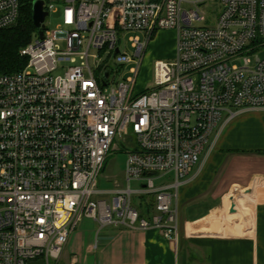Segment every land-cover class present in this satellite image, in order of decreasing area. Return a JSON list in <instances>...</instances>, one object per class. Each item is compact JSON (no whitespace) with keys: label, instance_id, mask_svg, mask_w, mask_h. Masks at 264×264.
Masks as SVG:
<instances>
[{"label":"built area","instance_id":"obj_1","mask_svg":"<svg viewBox=\"0 0 264 264\" xmlns=\"http://www.w3.org/2000/svg\"><path fill=\"white\" fill-rule=\"evenodd\" d=\"M206 1H44L72 30L62 48L45 20L44 39L37 32L20 50L27 66L0 74V264H58L84 219L177 241L180 188L230 121L264 111V59H251L264 50V0H214L211 19ZM19 14V0H0V30ZM158 30L176 32V56L156 61L154 86L137 93ZM127 33L145 36L130 39L132 54L121 48ZM60 64L67 70L54 76ZM129 64L131 76L115 84ZM118 143L127 187L117 184L108 202L98 178ZM134 197L153 200V212L142 216Z\"/></svg>","mask_w":264,"mask_h":264},{"label":"crops","instance_id":"obj_2","mask_svg":"<svg viewBox=\"0 0 264 264\" xmlns=\"http://www.w3.org/2000/svg\"><path fill=\"white\" fill-rule=\"evenodd\" d=\"M165 32L174 58L176 32ZM193 173L178 194L177 241L84 219L58 264H264V111L230 121Z\"/></svg>","mask_w":264,"mask_h":264},{"label":"rangeland","instance_id":"obj_3","mask_svg":"<svg viewBox=\"0 0 264 264\" xmlns=\"http://www.w3.org/2000/svg\"><path fill=\"white\" fill-rule=\"evenodd\" d=\"M47 1V0H46ZM214 0H207L206 7H202V11L208 14V18L216 15V7L213 5ZM184 8L190 9L191 6L184 4ZM211 19V18H210ZM208 20L207 23H200L203 25L211 26L213 24V20ZM46 26L48 28V33L50 36L57 42L61 44L62 48H65V38L67 33L72 30V28H67L63 25L62 18V8L59 7L58 12L49 15L46 18ZM166 30H158L150 40L148 47L146 49L139 74L136 80L135 92L139 93L146 89H150L154 86V64L158 60H166L170 61L173 58L175 51V35H168L165 32ZM139 36L143 41L145 40V36L142 33H127L123 36L121 42L122 50H127L132 54L133 49L130 45V39ZM94 53V52H93ZM172 55V56H169ZM257 58L264 59V50L259 51L254 56L251 57L253 63ZM105 58L101 60V63L105 62ZM96 59H91L90 64L94 68L96 64ZM134 64L129 65H119L118 72L114 71L113 78L115 80V84H119L122 82H126V80L131 76V68L134 67ZM67 64H60L58 69L54 72V76L64 75L67 70ZM119 150L112 149L110 151V155L107 159V163L102 170L99 178H98V188L102 191H108L107 195H104L100 199L106 200L108 202L111 201L114 190L117 189V184L119 188L127 187V183L125 181V166L127 161V151L123 148V146L118 143ZM135 183L132 184V187H135ZM139 198L134 197V202H136Z\"/></svg>","mask_w":264,"mask_h":264},{"label":"trees","instance_id":"obj_4","mask_svg":"<svg viewBox=\"0 0 264 264\" xmlns=\"http://www.w3.org/2000/svg\"><path fill=\"white\" fill-rule=\"evenodd\" d=\"M35 1L38 0H19L18 20L11 27L0 30V74L16 73L28 64V59L20 55V50L27 47L37 33L33 21ZM153 205V200L147 198H139L136 201L142 216L150 215L153 212Z\"/></svg>","mask_w":264,"mask_h":264},{"label":"water","instance_id":"obj_5","mask_svg":"<svg viewBox=\"0 0 264 264\" xmlns=\"http://www.w3.org/2000/svg\"><path fill=\"white\" fill-rule=\"evenodd\" d=\"M48 17V13L44 10V1L38 0L35 1L33 4V21L35 28L38 32L39 40L44 39V27H45V20ZM29 264H44L43 260L38 262H31Z\"/></svg>","mask_w":264,"mask_h":264}]
</instances>
